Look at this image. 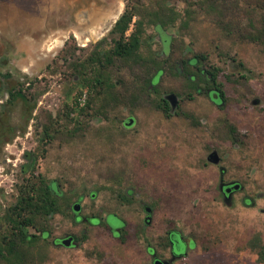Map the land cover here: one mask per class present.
Segmentation results:
<instances>
[{
  "label": "rangeland",
  "instance_id": "obj_1",
  "mask_svg": "<svg viewBox=\"0 0 264 264\" xmlns=\"http://www.w3.org/2000/svg\"><path fill=\"white\" fill-rule=\"evenodd\" d=\"M168 3L180 11L185 7L181 0ZM219 5L217 14L198 8L188 26L148 30L154 50L167 59L157 94L174 93L179 100L170 117L146 104L121 107L109 122L95 120L85 136L56 140L39 160L37 172L58 181L71 200L63 207L65 216L48 221L50 248L43 264H152L148 246L170 258L163 244L172 230L193 242L174 264H263L246 242L256 233L264 240V45L249 38L264 22V0ZM124 6V0H0V122L15 129L11 142L0 140V222L16 199L23 155L37 147L34 117L57 112L72 97L65 76L52 75L47 66L71 35L80 47L107 36ZM196 55L205 56L200 63L205 70H219L224 102L211 98L214 94L190 93L170 71ZM113 73L121 89L138 71L118 66ZM25 78L38 79L45 93L23 130L22 105L6 102L7 90ZM129 117L135 122L126 127ZM214 150L219 165L207 161ZM220 166L226 168L223 179L243 187L231 206L219 192ZM120 191L133 203L117 201ZM79 196L76 221L71 208ZM243 197L254 206H245ZM146 206L152 208L149 225ZM70 236L76 246L53 245ZM186 248L181 245L183 254Z\"/></svg>",
  "mask_w": 264,
  "mask_h": 264
},
{
  "label": "trees",
  "instance_id": "obj_2",
  "mask_svg": "<svg viewBox=\"0 0 264 264\" xmlns=\"http://www.w3.org/2000/svg\"><path fill=\"white\" fill-rule=\"evenodd\" d=\"M124 1V10L107 36L90 46L80 47L71 35L59 55L47 66L52 75L65 76L68 94L72 97L57 112L46 111L34 117L37 119V147L23 155L25 162L20 166L22 179L15 186L16 199L5 208L1 218L0 264H43L50 248L48 221L55 215L65 216L63 207L71 204L58 181L37 172V164L46 156L48 147L56 140L70 143L85 136L95 120L109 122L112 112L121 107L133 110L146 104L170 117V103L157 94L156 89L167 59L154 50L153 36L148 30L153 28L163 33L178 23L188 26L198 8L217 14L223 0H181L185 5L182 11L169 6L171 0ZM249 38L264 45V22L250 32ZM205 59L203 55H196L171 66L170 71L182 78L190 93L211 97L217 90L224 102L225 92L217 84L219 70H205L200 65ZM118 66L138 71L121 89L113 73ZM38 83V79L25 78L7 90L6 105L20 103L27 114L23 130L33 120L39 99L45 93L38 90ZM231 131L235 132V128L231 127ZM14 136L15 129L4 127L0 122V140L9 143ZM120 179L116 176L114 183L120 186ZM82 199L78 197V201ZM116 200L124 205L133 203L123 191L117 194ZM105 226L109 228L108 224ZM81 235L86 239L85 234ZM246 247L264 264V240L260 233L253 235ZM163 249H170L168 236L164 238Z\"/></svg>",
  "mask_w": 264,
  "mask_h": 264
},
{
  "label": "water",
  "instance_id": "obj_3",
  "mask_svg": "<svg viewBox=\"0 0 264 264\" xmlns=\"http://www.w3.org/2000/svg\"><path fill=\"white\" fill-rule=\"evenodd\" d=\"M164 98L170 103L171 113H174L175 110L177 109V107H178V103H179V100H178L177 95L174 94V93H171V94L166 95ZM212 98H213L214 100L218 99V94H214V95L212 96ZM252 103H253V105H258V104L260 103V101H259V100H254ZM134 122H135L134 119H133L132 117H129V118L124 122V125H125L126 127H131V126H133ZM207 161L210 162V163L213 164V165H219L220 162H221V157L219 156L218 152H217L216 150H214V151H212V152L209 154V156L207 157ZM219 171H220V176H221V185H220L219 188L222 190V189H223V185H222V183H223L224 175H225V173H226V168L223 167V166H220V167H219ZM240 187H241L240 184H236V185L234 186V189H235V190H239ZM225 193H226L227 195H226V197L224 198V202H225V204H226L227 206H231V205H232V194H231V192H230V189H227V190L225 191ZM91 196L94 197L95 195L92 194ZM80 202H81V201H78V202L74 203L73 206H72V208H71L72 211H73L75 214H77V215L81 212V208H82ZM144 210H145V212H146V214H147V217L145 218V224H146V225H149L150 222H151V216H150V215H151V213H152V208L149 207V206H146V207L144 208ZM181 240H182V237H181ZM60 244H61L62 246H65V247H71L72 245H73V246H76V244L74 243V238L71 237V236L62 239L61 242H60ZM185 246L187 247L186 244H185ZM172 255H173V256H172L171 259L168 260V261H162V260H160V259H157L156 255H154V257H153L154 264H173L174 261L176 260V258L174 257V250H173V249H172ZM186 255H187V248H186V251L184 252L183 256H186Z\"/></svg>",
  "mask_w": 264,
  "mask_h": 264
},
{
  "label": "flooded vegetation",
  "instance_id": "obj_4",
  "mask_svg": "<svg viewBox=\"0 0 264 264\" xmlns=\"http://www.w3.org/2000/svg\"><path fill=\"white\" fill-rule=\"evenodd\" d=\"M212 94H218V99H221L220 97V93L215 90ZM217 99V100H218ZM222 100V99H221ZM226 174V173H225ZM225 176V175H224ZM238 184L236 181H228V180H225L223 179V189L221 190L219 187L221 185V176H220V181H219V192H220V195L222 196V199H224L226 197V193L225 191L227 189H230V192L232 194V200L234 199L235 195L237 194V192H239L240 190L243 189V187L241 186L239 190H235L234 189V186ZM126 195L128 197H130V194L126 192ZM243 204L247 207L249 206H254V200L249 198V197H243L242 200ZM75 218H76V221H79L81 219L80 216H78L77 214L74 215ZM72 237V236H71ZM168 237L170 239V249H169V254H170V258L168 259H165V258H162L159 254H158V251L156 250V248L152 247V246H148L147 248V252L151 258V261H152V264H154V260H153V257L154 255H156L157 259H160L162 261H168L171 259V257L173 256L172 255V249L174 250V257L176 258V260L174 261L177 262L178 260L184 258L183 256V253L181 251V245L185 246V244L187 245V253L188 251L192 250V240H185L183 237H182V234L177 231V230H172L171 232L168 233ZM181 237H182V240H181ZM74 238V237H73ZM62 239H57V240H54L53 242V245L55 246H60V242H61ZM68 248H72V247H68ZM182 254V255H181ZM179 255V256H178ZM173 263V264H174Z\"/></svg>",
  "mask_w": 264,
  "mask_h": 264
}]
</instances>
